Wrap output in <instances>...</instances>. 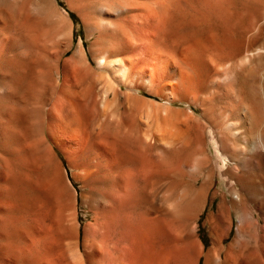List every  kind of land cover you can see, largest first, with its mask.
Returning a JSON list of instances; mask_svg holds the SVG:
<instances>
[{
  "label": "bare ground",
  "instance_id": "obj_1",
  "mask_svg": "<svg viewBox=\"0 0 264 264\" xmlns=\"http://www.w3.org/2000/svg\"><path fill=\"white\" fill-rule=\"evenodd\" d=\"M30 1L22 3L18 27V9L0 3V264H264L262 221L250 205L264 212V0L70 1L97 19L90 53L99 72L81 39L62 63L70 37L58 58L45 52ZM35 1L57 10L56 0ZM221 62L227 66L217 80ZM141 85L169 100L226 99L221 119L211 122L215 153L193 158L195 172L183 145L167 164L168 155L167 163L151 159L150 142L141 133L133 139L131 125L102 127L99 121L116 117L122 97L130 111L124 124L136 98L141 107L153 104L134 91ZM206 87L212 89L201 98ZM59 150L85 185L108 182L100 192L82 193L91 213L83 233L77 189L67 183ZM214 162L232 165L215 192L221 202L205 221L207 244L200 220ZM161 179L168 181L156 186ZM68 180L73 186L69 174Z\"/></svg>",
  "mask_w": 264,
  "mask_h": 264
},
{
  "label": "rangeland",
  "instance_id": "obj_2",
  "mask_svg": "<svg viewBox=\"0 0 264 264\" xmlns=\"http://www.w3.org/2000/svg\"><path fill=\"white\" fill-rule=\"evenodd\" d=\"M4 1H6V2L4 3L3 6L6 5L7 8H9V9L11 8V6H13V8L15 7L19 11V13L17 12L18 14L15 15L17 17V18H15L17 23L14 22V27H18L20 23H21L20 25H22L24 22L25 15H26L23 4L27 0H11V1L10 0H2V2H4ZM28 1H30V0H28ZM31 1H32V3H31ZM31 1H30V3H31V6L34 10V14L37 15L36 17L38 19L39 18L41 19V20H37L38 22H41L38 24V27H37V29L40 30V32L36 31L38 40L42 39L41 42L39 41V43L41 44V46H44V48H45V44H47L46 49L49 48V46H51L48 50L45 49V52L49 51V54L51 53L50 56L53 57L52 59L58 58V56L60 55V50H62L63 45L67 41L66 38L68 39L70 37V39H68V41L71 40L72 46H71V49L69 50V52H67L66 54L62 55L61 58H59L60 63H62L64 61V59L69 57L72 49L76 47L77 43L81 39V41L84 43V48L86 50L87 57H89V59L91 60V63L93 65L94 69L96 70V72H99V70L96 66V63H95V61L92 58V55L90 53V49H94L92 44L95 47V43H93V42L96 40H94V38L96 39L97 35H98L97 26L94 25L96 23L95 21H97V19L96 18L94 19V17L88 16L84 13H80L77 10L70 8L68 5V3L70 1H71L70 3H72V4L75 3L74 5H76L78 3L80 4V1L79 0H56V9H57L56 11L59 10L60 13H62V16H64L63 18L61 17L62 19L56 16V14H55L56 11H54V14H53L52 9L47 8V7H51L48 4H46V6H44V7L42 5V7H41V4L36 3L35 0H31ZM2 2L0 0V3H2ZM6 3L9 5V7ZM22 7H23V9H22ZM4 8H6V7H4ZM46 9L50 10L52 12V14L50 15L49 12L47 13L48 10H46ZM45 10H46L47 14L45 13ZM59 11L57 12L58 16H59ZM20 12H22V14H20ZM23 13L25 14L24 16H23ZM48 14H49V16H48ZM53 15H55L56 17H54ZM50 16L52 17L51 19H53L54 21L57 19L56 20L57 23L52 21L51 19L50 20L52 22L50 20H47L50 18ZM0 17L3 19V15H1ZM86 17H87V19H86ZM64 18H66V20ZM84 19H86V20H84ZM88 20H90V21H88ZM86 21H88V22H86ZM48 22L50 23V27H48L49 26ZM90 22H91V25L96 27V28L90 27L89 26ZM92 22H93V24H92ZM86 23H88L89 25H86ZM44 26L47 27V31H46V28ZM88 26L90 27V29L93 28L89 31L92 32V30H93V32H95V33H93V32L90 33L88 31V29H89ZM60 27L61 28L63 27V29H61ZM70 27H71V29H70ZM59 29H60V31H59ZM38 34H40V36H38ZM90 34H91V36H89ZM53 35H54V37H53ZM58 35L59 36L61 35L62 37L60 36L58 38ZM62 39L65 40V42ZM45 41H46V43H43ZM51 48H53L52 52H51ZM46 55H47V61L49 60V62L51 63L52 59L50 60L49 55L48 54H46ZM56 55H57V57H56ZM55 61H57V60L55 59ZM55 61L53 60L54 63H55ZM152 65L155 66L156 62L153 61ZM217 66H218V69L216 70V73L214 74L215 77L214 76L213 77L214 78H220L217 80H221V78H222L221 75H223L222 70H224L226 68L227 63L226 62H221L220 64L217 63ZM224 66H225V68H224ZM222 67L224 69L220 70ZM218 70H220L221 72ZM207 88L209 90L212 89V87H206L205 89H203V91L200 93L201 98L207 96V94H208L207 91H209ZM134 91H136L140 97L148 100L149 102L152 101L153 104L146 102L141 107L140 105H141V103H143V101L136 98L135 101H136V104L138 105V107L137 108H136V106L133 107L135 110L133 109L134 112H133V114H131V116H130L131 118L128 117V120L132 119V121H130L129 124H127V122H126L125 123L126 125H125L124 122L126 119V115L128 116L130 114V111L127 109V106L129 104L128 100L126 99V97H122L121 106L119 108L120 110L117 111L118 114H116V117H114L113 119H103L102 121H99V119L97 118L95 121L96 125H98L100 122L102 127H106V128L107 127H109V128L118 127L120 129V127H122L121 131H124V130L126 131V129L129 128L131 125L133 132L131 131V128H129L130 130H127V131H128V133L129 132L133 133V136H132V134L130 135L133 139H135V138L141 139L142 138V140H144L145 143H146V141H147V143L150 142L149 145L152 146L151 148L149 147L151 149L150 154L152 153V155H150L151 159H154V160L163 159L164 161L163 160L162 161L164 163H167L166 157L168 155V157H167L168 163L167 164L172 163V160L174 161V159L176 158L177 153L175 152L176 149H174V147L175 148H177L179 146L182 147V145H183V148H182L183 149L182 152L184 151V154L182 153L183 155H189V152H191L189 156L192 157V161H191L190 167L188 168L190 170V172H192V171L195 172V170H196L195 169L196 165L194 164L193 158L198 157V156H203L204 152L206 155L209 152L210 156H213V154L215 153V146L211 143V136L215 135L216 132H214L215 130H213L211 122H212V120L218 121L221 119L220 112H221V108L226 105V99L225 98L220 97L216 94L217 96L215 95L213 97L212 104L208 105V104H205V101H203V99L201 101H199V100L194 101L190 98V96H177L176 97L177 100L176 99L175 100H169L163 96H160V94H158V95L152 94L151 90L149 88H145V87L143 88L142 85H141V87L138 86L137 88H135ZM57 93H58V90L56 89L54 91L53 95H55ZM130 110H132V109H130ZM149 110H150V113H149ZM128 112H129V114H128ZM151 112L153 113L152 115H151ZM230 118H232V116ZM150 119H151V121H150ZM166 119H167L168 124L171 123L170 124V125H172L171 127L168 124H166ZM116 120L118 122L120 121L119 122L120 125ZM172 121H174V122H172ZM130 123H132V124H130ZM144 124H145V126H144ZM174 124H175V126H174ZM127 125H128V127H127ZM167 128L169 129V131L165 132ZM140 133H141V135H140ZM155 133H156V135H155ZM138 134L140 135L141 138L138 137ZM144 134H145V136H144ZM210 134H211V136H210ZM198 138H199V140H198ZM173 139H174V141H173ZM200 139H201V141H200ZM172 141H173V143H172ZM200 142H201V144H200ZM190 144L192 147H189ZM186 145L188 148L185 147ZM162 147H165V148H162ZM181 147H179V148H181ZM210 147L214 150V152L208 151ZM160 148H162V149H160ZM192 149H194V150L191 151ZM161 150L163 153L160 154L159 152ZM58 153H59V156L61 157V159L63 161V166H62L63 168L62 169L64 171L68 185L70 186V188L72 189L73 192H74V189H77L76 190L77 206H78L79 214H80V223L82 225L81 232L83 233V226L86 224V222L88 220V216L91 213L89 212L88 207L83 202L82 193L87 192L89 190H94L95 192H100L106 185H108L107 184L108 182L102 178H98V179H95L91 182H88L87 185H85L80 179H78V177L73 176V174L76 173L77 170H74L73 168H71L69 166L68 159L65 158L62 151L59 150ZM170 154H172V155H170ZM156 155H158L159 158ZM164 157H165V159H164ZM169 157L172 159H170ZM199 158H201V157H199ZM227 164L228 165L219 167L214 162V166L216 169L214 186L211 190V194L209 195V203L207 205L206 211L202 214L201 220H200L201 233H202V236H203V238L207 244H209V242L211 241V237H210V233H209V227H208V225H205V221H206L209 213L211 211L216 210L218 208L219 203L221 202V195L215 197V199H214V196H215V192L217 191V189L223 190L221 188L224 186V184L222 183V180H225V181L229 180V175L226 173V169L228 168L229 165H232V164L230 162H227ZM65 168L67 169L68 173L66 172ZM68 174H69V177L73 183V186L71 185V183L68 180ZM78 180H80V181H78ZM158 181H159V183H158ZM163 181L165 182L168 180L167 179H161V181L157 180L156 186L164 184ZM99 184H100V186H99ZM77 191H79V193ZM250 205L254 208V211L257 214L258 219L256 220V222L260 223V221H262V230L264 231V212H263V209L261 207H258V205L254 202H251ZM233 220H234V229H236V226L238 223L236 217ZM233 233L234 232H232L231 236L233 235Z\"/></svg>",
  "mask_w": 264,
  "mask_h": 264
}]
</instances>
